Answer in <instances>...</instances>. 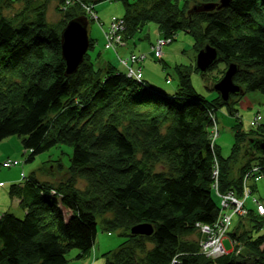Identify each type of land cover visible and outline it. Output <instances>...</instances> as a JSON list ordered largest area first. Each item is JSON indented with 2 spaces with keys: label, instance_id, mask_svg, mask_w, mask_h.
I'll use <instances>...</instances> for the list:
<instances>
[{
  "label": "trees",
  "instance_id": "1",
  "mask_svg": "<svg viewBox=\"0 0 264 264\" xmlns=\"http://www.w3.org/2000/svg\"><path fill=\"white\" fill-rule=\"evenodd\" d=\"M22 1L32 20L20 27L18 19L3 16L0 3V142L20 138L33 151L28 163L59 145L71 146L72 170L87 189H68L62 205L74 217L66 224L58 201L42 197L35 180L24 187L13 185L10 194L21 199L27 215L19 220L5 214L0 220V264H68L74 251L78 260L84 259L98 233L97 216L107 214L113 218L102 222L103 231L123 230L126 237L108 264H172L175 258L179 264H243L234 255L207 259L182 237L193 233L196 223L216 221L215 155L222 193L239 189L238 177H231L235 166H240L241 177L248 170L245 162L264 165L256 145L264 142V125L247 132L237 128L230 155L223 156L220 147L215 154L208 140L209 112L223 107L220 97L211 101L195 95L190 76L180 78L175 97L142 89L122 76L100 82L90 62L67 77L62 29L46 22L50 0ZM133 2L124 3L127 20L135 18ZM136 2L145 5L138 14L141 20L156 23L166 37L188 31L197 52L205 45L217 50L214 69L224 65L226 71L235 64L240 68L235 84L245 94H264V0H231L229 7L212 13L194 8L218 6L220 0ZM233 101L226 108L235 118ZM162 159L167 170L157 173L154 167ZM254 221L261 229L263 222ZM139 224L152 226L153 236L132 235ZM246 234L235 237L247 243L246 253L255 264H264V231L254 238ZM147 241L152 250H145Z\"/></svg>",
  "mask_w": 264,
  "mask_h": 264
},
{
  "label": "rangeland",
  "instance_id": "2",
  "mask_svg": "<svg viewBox=\"0 0 264 264\" xmlns=\"http://www.w3.org/2000/svg\"><path fill=\"white\" fill-rule=\"evenodd\" d=\"M125 1L128 0L47 1V25L51 28L62 29L59 33L61 40L64 30L75 20L82 21L89 38V47L84 55L83 63L75 74H66V76H75L85 63L90 62L98 74L97 79L100 82L112 76H122L128 81H133L142 89L149 90L152 87L170 97H175V93L180 88V78L190 76L195 95L206 97L211 101L215 97H220L217 92L213 93L210 90L221 82L230 65L226 71H222L225 66L221 65L218 71L213 68L217 64V60L207 72L199 71L206 74L205 77H202L196 72V63L198 54L207 45L197 53L195 38L186 30L178 32L173 37H166L156 23L150 19L142 18L141 20V17H138V14L146 9L145 5L137 3L136 0H129L135 1L133 2L135 6L131 10V15L135 18L127 20L125 18ZM0 3L4 17L14 21L18 19L16 27L23 25L26 19L32 20L24 1L0 0ZM205 6L201 5L200 7L204 8ZM220 6L221 0L214 10L196 12H217L215 10H221ZM70 14L74 16V19L70 20L66 17ZM66 20L68 22L63 25ZM62 60L66 68L67 64L63 57ZM239 70L238 67V72ZM218 76L222 77L215 84L214 81ZM241 90L243 94L244 90L242 88ZM242 94L232 95L230 100V102L234 100V107L238 111L235 118L229 114L226 107H222L220 110L212 108L209 112L211 126H209L208 140L211 139L214 144L220 147L222 155L225 157L230 155L235 144L237 128L247 132L259 125H264V94L260 92L249 94L244 92L243 96ZM237 118L243 126L236 121ZM211 149L217 154V149L212 146ZM32 152L23 147L22 140L18 137L0 142V220L5 214H11L19 220L25 219L27 210L22 208L20 198L12 197L10 190L13 185L24 187L27 182L35 180L42 197L58 201L60 213L64 222L68 224L73 219L74 212L63 206L62 200L67 195L68 189L75 188L80 191L87 189L86 181L76 177L75 171L72 170L73 148L59 145L36 156L31 163H28ZM259 153L264 156L262 151ZM141 156L142 152H140L139 158ZM165 162L166 160L162 159L155 165L154 170L157 173L166 171ZM246 166H248V170L242 174V178L239 175L240 166H235L231 170V177L234 179L238 177L237 180L240 182L239 191L235 189L222 193L220 190L221 165L218 162V157L214 156L213 191L219 201L216 221L212 225L196 223L194 232L182 237V241L193 245L200 255L207 259L218 260L224 256L234 255L243 264H255V261L250 259L246 253L247 243L239 241L235 236L240 237V235L248 233L246 235L254 238L255 235L264 231V165L254 163L250 167V163L245 162ZM97 218L98 233L90 254L86 258L78 260V252L74 251L68 255V264H108L107 262L113 258L116 250L126 242L123 230L113 233L103 231L102 222L105 219H112V214L98 215ZM254 220L263 222L261 229H256L257 223ZM152 229V235L137 236L151 238L154 234V228L152 227ZM143 244L145 250L153 249V244L150 241ZM261 250L264 251V246L261 247ZM172 264H179L176 258Z\"/></svg>",
  "mask_w": 264,
  "mask_h": 264
},
{
  "label": "water",
  "instance_id": "3",
  "mask_svg": "<svg viewBox=\"0 0 264 264\" xmlns=\"http://www.w3.org/2000/svg\"><path fill=\"white\" fill-rule=\"evenodd\" d=\"M230 3L231 0H221V6L219 9L228 7ZM214 9V5H206L204 8L197 6L194 8V11H209ZM61 47L62 57L67 64L66 74L73 75L78 71L79 66L83 63L84 55L89 47L87 31L81 20L71 22L64 30ZM217 60V50L207 45L205 49L199 53L196 65L200 72L205 73L213 67ZM237 71L238 67L235 64H231L224 78L214 87L215 92L220 95L221 100L225 105L229 104L232 95L238 96L242 94L241 87L236 85L234 82ZM256 145L257 150L264 153V142H258ZM131 233L134 236H149L152 235L153 229L150 225L144 224L134 227Z\"/></svg>",
  "mask_w": 264,
  "mask_h": 264
},
{
  "label": "bare ground",
  "instance_id": "4",
  "mask_svg": "<svg viewBox=\"0 0 264 264\" xmlns=\"http://www.w3.org/2000/svg\"><path fill=\"white\" fill-rule=\"evenodd\" d=\"M229 7V6H228ZM227 8V7H226ZM90 42H91V40H90ZM61 49H62V47H61ZM198 53V52H197ZM199 55V54H198ZM218 58H219V55H218ZM196 69L199 71V69L196 67ZM238 74V71H237V73H236V75ZM235 75V76H236ZM212 89V88H211ZM214 89H212V90H210V91H212L213 93L215 92V91H213ZM218 94V93H217ZM223 107H226V105L223 103ZM220 108H222V107H220ZM220 108H218V110H220ZM232 117H234V116H232ZM209 142H210V145L213 147V148H215V149H217L218 150V146L216 145V144H214V142H212V140L211 139H209ZM220 151L222 152V149L220 148ZM218 162H219V160H218ZM253 171V170H252ZM212 175H214V174H212Z\"/></svg>",
  "mask_w": 264,
  "mask_h": 264
}]
</instances>
